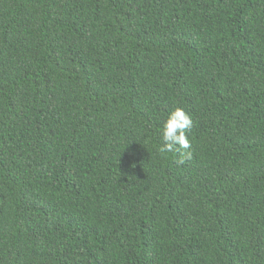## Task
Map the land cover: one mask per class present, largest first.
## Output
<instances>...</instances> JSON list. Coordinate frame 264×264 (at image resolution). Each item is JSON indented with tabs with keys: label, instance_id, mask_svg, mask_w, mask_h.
Wrapping results in <instances>:
<instances>
[{
	"label": "trees",
	"instance_id": "1",
	"mask_svg": "<svg viewBox=\"0 0 264 264\" xmlns=\"http://www.w3.org/2000/svg\"><path fill=\"white\" fill-rule=\"evenodd\" d=\"M0 264H264V0H0Z\"/></svg>",
	"mask_w": 264,
	"mask_h": 264
},
{
	"label": "clouds",
	"instance_id": "2",
	"mask_svg": "<svg viewBox=\"0 0 264 264\" xmlns=\"http://www.w3.org/2000/svg\"><path fill=\"white\" fill-rule=\"evenodd\" d=\"M192 126V119L183 108L171 111L162 125V151L171 152L174 149L190 148L187 130ZM190 157V153L186 154ZM183 163V159L179 161Z\"/></svg>",
	"mask_w": 264,
	"mask_h": 264
}]
</instances>
